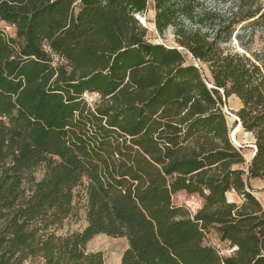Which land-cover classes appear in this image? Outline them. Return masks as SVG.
<instances>
[{"label":"trees","instance_id":"trees-1","mask_svg":"<svg viewBox=\"0 0 264 264\" xmlns=\"http://www.w3.org/2000/svg\"><path fill=\"white\" fill-rule=\"evenodd\" d=\"M74 1L0 0V18L15 24L21 40L16 51L11 45L15 42L5 40L0 31V115L8 118L7 122L0 121V158L12 159L15 172L42 162L53 167L60 160L53 178L42 184L38 201H29L23 210L24 206L21 207L2 234H11L3 240L4 245L19 247L30 241L32 246L34 241L38 242L24 226L11 233L18 219L27 222L37 217L39 209L60 202L61 190L69 189L76 177H86L104 199L105 209L111 207L108 197L115 192L121 203L130 205L146 202L147 195L141 198L142 192L154 187L162 195L157 203L163 209L152 212L145 206L151 218L159 220V232L155 234L127 235L118 219L104 216L101 211L98 221L90 222L76 236L79 242L98 232L129 237L130 248L123 254L121 264H264V257L256 249L261 237L254 231L263 229L264 217L258 221L254 212L226 221L235 224L228 232L231 243L238 247L237 261L223 260L210 249L199 246L196 225L188 221L172 222V216H165L164 207L171 202L170 192L179 189L197 192L199 185L215 183L220 184L223 195L229 191L233 169L227 166L219 181L214 182L199 177V166L204 162L209 165L203 168L211 167L219 158L233 159L234 164V156L227 155L232 151L206 145L199 155L198 145L197 152L179 159L182 145L205 123L199 122V103L194 107L196 119L172 115L171 108L179 106L177 102L182 101V94L187 91L184 75H175L179 82L169 75L164 80L153 78L148 84L139 81L135 71L130 75V69L135 70L139 64L136 32L147 29L138 20L137 23L128 20L125 25L123 16L128 13L143 16L138 10L135 13L137 4L125 11L109 0L101 1L102 9L95 7L93 0H82L81 8L74 14L71 9ZM163 2L176 9L185 4L184 0ZM193 4L198 8L199 0ZM201 15L209 24L222 23L212 11H201ZM171 24L179 30L185 27L181 21ZM44 42L52 52L66 58L71 67L70 77H63L66 71L59 67L60 75L53 78L56 70L42 50ZM92 62L96 66L93 71ZM67 81L77 83L69 85ZM141 87L150 92L142 94ZM57 90L62 94L54 93ZM83 91L98 93L104 105L96 106L91 112L84 109L76 101ZM9 93L14 95L13 99ZM260 132L262 139L260 142L258 137L249 171L253 177L264 179V129ZM231 194L236 195L234 191ZM243 218L249 222L248 226L241 224ZM42 219L44 223L50 221L49 224L59 221L57 216L49 219L42 216ZM47 238L40 243L42 249L37 245L34 249L43 255L51 253L50 264H78L80 260L83 264H103L99 253L82 258L74 238L72 242H63L58 249L53 244L54 237Z\"/></svg>","mask_w":264,"mask_h":264},{"label":"rangeland","instance_id":"rangeland-1","mask_svg":"<svg viewBox=\"0 0 264 264\" xmlns=\"http://www.w3.org/2000/svg\"><path fill=\"white\" fill-rule=\"evenodd\" d=\"M81 1H74L71 8L74 14L81 8ZM101 1L92 2L102 9ZM109 1L125 11L137 4L135 13L140 11L143 14L141 18L145 19L147 30L136 32L139 38L138 68H131L130 75L135 71L138 80L144 84L153 78L164 80L169 75L179 82L181 80H176L175 75H184V82L188 83L187 91L182 94V101L177 102L179 106L171 108L174 118H195L194 107L199 103V122L203 121L205 125L199 126V132H193L177 157L181 159L192 151L197 152L198 145L199 155L201 148L207 145L229 149L232 153L227 155L234 156V164L233 159L219 158L211 163V167L203 168L209 165L204 162L199 166V177L214 182L219 181L227 166L233 169L229 191L223 195L220 184L215 183L212 186L199 185L197 192L184 189L170 192L171 202L164 207L167 211L165 216H172V222L188 221L196 225L199 246L210 249L223 260L234 258L237 261L238 247L231 243L232 236L228 232L235 224L226 221L250 212H254L258 221L264 217L263 208L254 194L256 187L264 186V179L253 177L249 171L257 151L258 137L260 142L262 139L260 129H264V56L261 55L264 53V0H199L198 8L193 4L194 0H184L185 4L179 9L168 5L169 2L165 4L163 0H140L139 3L135 0ZM201 11H212L222 23H207ZM123 17L125 25L128 20L137 23V14L128 13ZM175 20L184 22L185 27L182 30L175 28L171 24ZM0 31L5 40L15 42L11 45L17 51L16 45L21 40L17 37L15 24L0 18ZM45 49H49L47 43ZM49 53L54 67L62 63L54 52ZM90 68L91 71L96 69L93 62ZM143 87L140 92L148 94L150 90H143ZM85 102L93 109L104 105L96 93H88ZM59 162L53 167L42 162L33 168L15 172L12 159L0 158V264L53 263L50 252L43 255L34 247L37 245L42 249L40 243L53 236L55 248H61L63 242H72L90 222L96 223L101 211H104V216L118 219L127 235L134 233L145 237L148 232H159V220H153L145 207H150L152 212L163 209L157 203L162 195L156 187L142 192L141 198L147 195L146 202L135 205L121 203L115 195L117 193H112L108 197L111 207L105 209L104 199L97 195L89 179L76 177L69 189L61 190L58 204H47L39 209L37 217L27 222L19 218L13 227L11 233L24 226L25 231L34 234L38 242L34 241L32 246L30 241L19 247L8 243L4 245L3 240L11 234H2L13 223L21 207L24 206L23 210L29 201H38L42 184L53 178ZM153 200L156 202L153 203ZM42 216H48V219L57 216L59 221L44 223ZM241 224L248 226L249 222L243 218ZM254 231L261 237L257 253L264 257V227ZM225 236L228 238L225 239ZM75 241L82 258L99 253L104 264H121L123 254L130 248L129 237H116L105 232L92 234L82 242ZM78 264H83L82 260Z\"/></svg>","mask_w":264,"mask_h":264},{"label":"flooded vegetation","instance_id":"flooded-vegetation-1","mask_svg":"<svg viewBox=\"0 0 264 264\" xmlns=\"http://www.w3.org/2000/svg\"><path fill=\"white\" fill-rule=\"evenodd\" d=\"M45 46H46V42H44V43H42V50L46 53V54H48L49 55V57H50V59H51V56H50V53L49 52H51V53H53L51 50H50V48L49 49H45ZM47 50H49V51H47ZM56 55H57V57L58 58H60V60H62V63H60V64H58L57 65V67H54L53 65H52V61H50L49 62V64L56 70V73H55V75L53 76V78H56L58 75H60V71L59 72H57V69L59 68V67H62L63 68V71L65 70L66 71V74L65 75H63V77L65 76L66 78L67 77H70V75H71V73H70V70H71V67L68 65V61L66 60V58L64 57V56H62L61 54H58V53H55ZM87 78V77H86ZM86 78H84V79H86ZM68 82V84L69 85H74V84H76L77 82L76 81H67ZM70 87V86H69ZM122 87V85L119 87V88H121ZM119 88H117L116 89V91L114 92V93H116L118 90H119ZM22 89V88H21ZM54 93H58V94H62V92H60L59 90H57V91H55ZM91 94V93H93V92H90V91H83V92H81V94H79V99L78 100H76V101H80L81 102V107L83 106L84 107V109H88V111H94V109L92 108V107H90V105H87L86 104V96H87V94ZM99 97H100V99H101V96L98 94V93H96ZM12 99L14 98V95H12V94H8ZM113 94H111V95H109V96H107V97H105V98H108V97H111ZM66 103V102H65ZM67 103H69V102H67ZM98 106V105H97ZM96 107V106H95ZM0 121L1 122H7L8 121V118L6 117V116H1L0 115ZM104 124V123H103ZM101 259H102V256H101ZM102 261H103V259H102ZM104 264V263H103Z\"/></svg>","mask_w":264,"mask_h":264},{"label":"crops","instance_id":"crops-1","mask_svg":"<svg viewBox=\"0 0 264 264\" xmlns=\"http://www.w3.org/2000/svg\"><path fill=\"white\" fill-rule=\"evenodd\" d=\"M255 196L259 200L264 211V186L255 188Z\"/></svg>","mask_w":264,"mask_h":264},{"label":"bare ground","instance_id":"bare-ground-1","mask_svg":"<svg viewBox=\"0 0 264 264\" xmlns=\"http://www.w3.org/2000/svg\"><path fill=\"white\" fill-rule=\"evenodd\" d=\"M138 18H136L139 23L143 26V28H146L145 19L141 18V15H137Z\"/></svg>","mask_w":264,"mask_h":264}]
</instances>
